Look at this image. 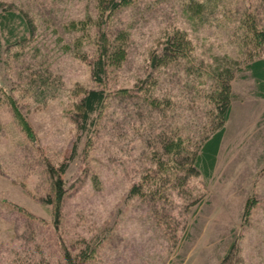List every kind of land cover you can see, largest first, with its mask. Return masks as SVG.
<instances>
[{"label":"rangeland","instance_id":"374dc122","mask_svg":"<svg viewBox=\"0 0 264 264\" xmlns=\"http://www.w3.org/2000/svg\"><path fill=\"white\" fill-rule=\"evenodd\" d=\"M9 8L29 30L0 44V264H264V98L246 69L264 55L247 42V18L264 28V0H127L113 11L103 0H0ZM173 34L188 57L153 68ZM225 82L232 112L207 177L193 152L218 124ZM97 87L108 97L86 135L75 114ZM171 141L184 147L169 152Z\"/></svg>","mask_w":264,"mask_h":264},{"label":"trees","instance_id":"16d2710c","mask_svg":"<svg viewBox=\"0 0 264 264\" xmlns=\"http://www.w3.org/2000/svg\"><path fill=\"white\" fill-rule=\"evenodd\" d=\"M125 1L127 0H103V5L106 7V9L113 11ZM243 13L248 16V9L243 11ZM248 22L250 27L249 34L251 35H249L247 38V42L254 40L256 41V44L262 48L264 46V28H260L258 23L253 19L251 20L250 18H247V23ZM19 26L22 28H19ZM18 28L19 30H22L20 33L21 35L19 34L18 37L20 38L23 36L24 40L26 38L25 32L29 30L28 22L25 16L13 8L0 10V44H2V33L7 32L8 37H6V40L8 41L11 35L17 33ZM104 39L105 33L103 32L101 33L100 38V51L92 63V76L94 80L98 82H103L105 80L107 65L109 62L106 57V43ZM188 44L189 41H186L182 34H173L171 37L167 38L163 49L160 52L152 55V67L158 68L160 65L162 66L168 63L170 58L175 57L173 56V53H176V56L177 54H180L183 58L188 57V54H186L189 48ZM262 51H264V48ZM249 58L251 59L246 64V69L248 70L247 74L251 76L255 82V94L264 98V55L255 58ZM223 88L224 91L221 93V95H219L218 101L216 103L215 114H217L219 117L218 124L212 127L209 134H206L204 140L201 141L202 143L199 146V150L193 152V163L195 168L199 169L201 173L207 177L211 175L214 167L216 166L223 138L226 133L225 122L228 120L232 112L230 103V83L225 82ZM107 97V91L103 87L90 88L86 90L84 95L81 97L79 103L80 109L75 114V120L78 124V128L86 135L90 134L96 125L97 115L105 104ZM165 147L167 151L173 152V150L179 151V149L183 148L184 146L182 145V141H171L167 142ZM66 168L67 163L65 162L64 165L59 169V176H61V174L66 171ZM54 171L55 170H52L51 172L54 173ZM55 188L58 191V196L60 198L63 190L62 181L60 178L56 180ZM57 209H60V202L57 205ZM66 257L68 258L70 255L66 254Z\"/></svg>","mask_w":264,"mask_h":264}]
</instances>
